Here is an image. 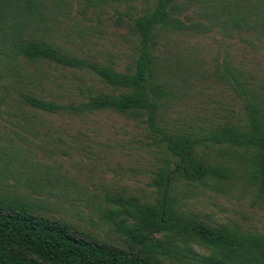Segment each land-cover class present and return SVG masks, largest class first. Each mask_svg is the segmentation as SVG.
Listing matches in <instances>:
<instances>
[{
    "label": "rangeland",
    "instance_id": "rangeland-1",
    "mask_svg": "<svg viewBox=\"0 0 264 264\" xmlns=\"http://www.w3.org/2000/svg\"><path fill=\"white\" fill-rule=\"evenodd\" d=\"M81 2L73 0L56 43L123 71L136 57V40L117 20L118 12H140L152 0H106L100 10L84 15L78 10ZM196 9L194 4L186 12L188 20L205 21ZM157 53L166 75L174 77L175 91L162 110L161 126L203 136L219 125L244 126L249 103L264 111V28L231 35L217 27L203 33L165 32ZM43 71L48 80L38 89L36 84L35 91L59 103H79L96 92L114 91L87 69L44 64ZM13 84V73L0 56V193L22 196L46 216L129 249L106 210L115 197L152 202L159 196L153 177L165 164L163 145L144 122L112 110L38 113L47 133L33 138L24 130ZM200 150L211 161L231 165V178L215 185L177 182L173 195L180 209L213 226L264 233V197L244 177L248 154L226 145H202ZM193 249L203 252L197 245Z\"/></svg>",
    "mask_w": 264,
    "mask_h": 264
},
{
    "label": "trees",
    "instance_id": "trees-1",
    "mask_svg": "<svg viewBox=\"0 0 264 264\" xmlns=\"http://www.w3.org/2000/svg\"><path fill=\"white\" fill-rule=\"evenodd\" d=\"M105 1L82 0L78 10L83 15L89 9L100 10ZM72 2L0 0V56L13 73L12 89L24 130L33 138L47 133L38 113L112 110L140 120L166 152L164 166L153 177L159 196L152 202L133 196L111 199L106 217L128 240L130 248L125 249L46 216L22 196L0 193V264H264V233L205 223L181 210L173 195L179 181L215 185L231 178V165L211 161L200 150L202 145H226L248 154L245 180L264 197V111L249 103L244 126L219 125L203 136L161 126L162 110L175 91L174 77L166 75L157 53L165 32L203 33L217 27L231 35L264 28V0H152L140 12H118L117 20L136 40V57L123 71L79 57L56 43L54 37L70 18ZM194 4L205 21L188 20L186 12ZM44 64L87 69L114 91L96 92L79 103L44 98L35 91L36 84L38 89L48 80Z\"/></svg>",
    "mask_w": 264,
    "mask_h": 264
}]
</instances>
